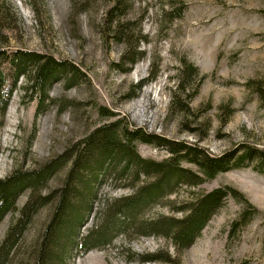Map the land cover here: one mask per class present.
I'll return each instance as SVG.
<instances>
[{"label": "rangeland", "instance_id": "1", "mask_svg": "<svg viewBox=\"0 0 264 264\" xmlns=\"http://www.w3.org/2000/svg\"><path fill=\"white\" fill-rule=\"evenodd\" d=\"M0 48L65 63L45 94L29 87L30 73L14 85L6 75L12 95L0 113V178L55 167L0 220L1 248L25 203L35 202L19 237L0 251V264L36 263L76 144L118 121L165 139L135 142L145 160L169 159L167 141L214 156L246 147L257 152L246 167L176 182L179 169L198 171L183 160L163 178L160 195L134 215L122 199H138L160 173L114 155L95 179L92 158L78 171L62 215L77 222L60 239L55 234L46 264H264V0H0ZM132 57L138 60L129 67ZM191 64L196 73L185 74ZM107 111L114 115L105 117ZM224 186L240 196L226 197L189 246H175L169 219ZM101 232L108 235L99 242Z\"/></svg>", "mask_w": 264, "mask_h": 264}, {"label": "trees", "instance_id": "2", "mask_svg": "<svg viewBox=\"0 0 264 264\" xmlns=\"http://www.w3.org/2000/svg\"><path fill=\"white\" fill-rule=\"evenodd\" d=\"M115 9V8H114ZM113 9V10H114ZM110 13V12H109ZM118 16L119 14L115 12ZM118 14V15H117ZM111 20V19H110ZM139 57V56H137ZM137 57H132L126 60V64L130 67L138 60ZM4 64L8 66L4 67ZM65 63L54 59L50 55H45L35 51L15 49L8 50L0 48V113L4 115L6 112L10 97L12 95V87L5 91V80L7 72L10 71L13 77V85L19 76L29 74V87L38 89L39 94H45L47 87L58 78L57 72L59 69L65 68ZM125 68L124 70H128ZM195 66L187 65L186 73H196ZM187 77V75H185ZM142 83L138 84L136 89L140 88ZM183 86V85H182ZM185 87V86H183ZM105 117H111L114 115L111 111H107ZM156 141L159 144H163L165 139L156 135H148L145 131L139 128L129 129L127 127L120 128V123H105L94 128L87 136L81 139L76 144L75 151L72 152L69 169L65 178V182L60 190L57 191V203L54 213L43 233L40 249L37 255L35 264H46L48 244L53 240L55 234L60 239V235L68 232L70 222L75 224L77 219L63 218L65 208L69 203V196L74 187L72 183L77 179L79 170H84L85 166L91 164L92 158H94L92 164L97 169L94 173L95 179L98 177L105 162L108 165L114 164V155L127 156L130 159L136 158L140 165H143V171L158 172L159 178L154 183H151L146 191L137 199L136 197H128L122 199L124 202H130L131 207H128V212L134 215L136 211L145 204L151 195L159 196L162 192V180L168 177L171 173H174L175 168L178 169V165L185 160L193 163L197 166L198 171H189L187 169H179L175 173V181L182 176H189L195 179H211L220 172L227 171L233 168H242L250 164L257 149L253 147H246L241 149H235L229 153H225L220 156H214L205 153L203 149L198 146H191L184 142H172L167 141L170 147L171 157L163 161H153L141 159L135 150V142H153ZM95 155V157H93ZM122 159V158H121ZM118 162L120 158L118 157ZM130 160L125 162L124 169L128 167ZM95 163V164H94ZM176 166V167H175ZM51 167V168H50ZM55 167L53 165H45L44 169L39 171H21L15 170L11 174L0 178V220L14 209L18 196L26 189H35L38 184L45 181ZM95 169V168H94ZM188 174V175H187ZM138 178V175H137ZM169 184L166 180L164 183ZM139 192H142L144 189ZM240 196V194L231 187H217L211 191L197 196L188 205L183 207L184 215L180 219L170 218V223H167L171 227V233L167 236L174 243L175 246L184 248L189 246L197 233L203 228L207 220L216 212V210L222 205L224 199L228 196ZM127 200V201H126ZM131 200V201H129ZM71 204V203H69ZM35 202L27 201L23 206L24 209L16 220L14 226H12L4 239L0 251L8 244L13 242L19 237L21 229L24 227L28 216L34 209ZM33 208V209H32ZM246 212L243 214L245 218ZM152 224L158 223L153 221ZM74 226V225H73ZM71 226L69 230L73 228ZM104 232H101L96 236V240L102 242L106 239ZM90 236H86L84 239V245L90 244ZM87 247V246H84ZM149 260H152L149 258Z\"/></svg>", "mask_w": 264, "mask_h": 264}]
</instances>
